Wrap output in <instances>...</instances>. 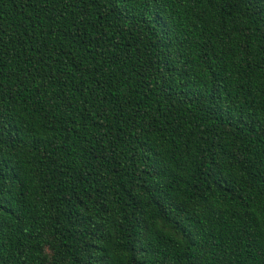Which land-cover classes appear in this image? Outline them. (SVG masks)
<instances>
[{
    "label": "trees",
    "instance_id": "1",
    "mask_svg": "<svg viewBox=\"0 0 264 264\" xmlns=\"http://www.w3.org/2000/svg\"><path fill=\"white\" fill-rule=\"evenodd\" d=\"M0 264H264V0H0Z\"/></svg>",
    "mask_w": 264,
    "mask_h": 264
}]
</instances>
